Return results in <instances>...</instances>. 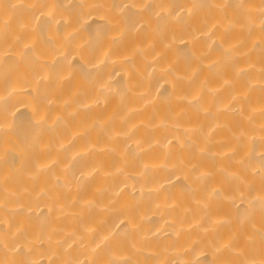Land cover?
I'll return each instance as SVG.
<instances>
[{"label": "bare ground", "instance_id": "1", "mask_svg": "<svg viewBox=\"0 0 264 264\" xmlns=\"http://www.w3.org/2000/svg\"><path fill=\"white\" fill-rule=\"evenodd\" d=\"M0 264H264V0H0Z\"/></svg>", "mask_w": 264, "mask_h": 264}]
</instances>
